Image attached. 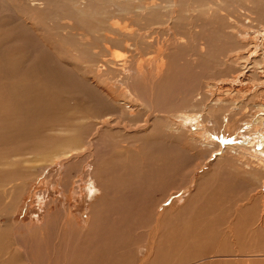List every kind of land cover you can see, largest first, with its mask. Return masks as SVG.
<instances>
[{"label":"rangeland","instance_id":"obj_1","mask_svg":"<svg viewBox=\"0 0 264 264\" xmlns=\"http://www.w3.org/2000/svg\"><path fill=\"white\" fill-rule=\"evenodd\" d=\"M9 1L0 0V264L77 262L74 233L93 224L103 188L87 248L106 256L84 264L252 253L213 264H264V59L244 74L264 0ZM89 140L95 166L54 158Z\"/></svg>","mask_w":264,"mask_h":264},{"label":"bare ground","instance_id":"obj_2","mask_svg":"<svg viewBox=\"0 0 264 264\" xmlns=\"http://www.w3.org/2000/svg\"><path fill=\"white\" fill-rule=\"evenodd\" d=\"M16 1V0H15ZM23 1V0H22ZM112 1H114V0H112ZM112 1H110V2H112ZM6 2L7 3H10V1L9 0H6ZM4 3V2H3ZM6 4V3H5ZM34 4H35V2H34ZM3 5V4H2ZM10 5V7H11V4H8V6ZM1 7H4V6H1ZM6 7V6H5ZM13 7V6H12ZM15 8L17 7V6H14ZM13 7V8H14ZM25 7V6H24ZM22 8H23V6H22ZM6 8H4V12H6V10H8L9 8H7L6 10H5ZM25 9V8H24ZM10 10H11V8H10ZM13 10V9H12ZM12 10H11V12H12ZM3 10H0V14H1V12H2ZM15 11H17V10H14L13 12H15ZM29 11V10H28ZM18 12V11H17ZM7 13V12H6ZM3 14H5V13H3ZM11 14V13H10ZM15 14H16V12H15ZM19 14V13H18ZM22 15V14H21ZM3 16L4 15H2V19H3ZM9 16V15H8ZM10 17V16H9ZM21 17H24V15L23 16H21ZM26 17V16H25ZM24 17V18H25ZM30 17V16H29ZM7 18V17H6ZM11 18V17H10ZM23 20V19H22ZM25 21H27V22H29L28 21V19L27 20H25ZM4 22V21H3ZM30 23V22H29ZM32 23H33V21H32ZM32 23H30V24H32ZM38 23V22H37ZM118 25V24H117ZM115 26V25H114ZM44 32V31H43ZM257 33V35H260V37H257V43H256V41L254 42V44L252 43V44H250L251 46H249V50H247V52H248V57H246V65H245V67H244V74L246 73V72H251L252 71V67L251 68H249L250 67V65H254V67H255V65L260 61V59H264V51L262 50L263 48H262V46H263V42H264V29L262 30V31H260V32H256ZM51 37V36H50ZM127 38V37H126ZM173 38L174 37H172V42H173ZM179 38H180V36H179ZM245 38V37H244ZM247 38V37H246ZM254 39H256V37L254 38ZM168 40V39H167ZM167 40H164V42L166 41V43H167ZM252 40V39H251ZM171 41V40H170ZM174 41H176L178 44H181L182 45V42L180 41V39H178L177 37H175V40ZM246 41V40H245ZM185 42V41H184ZM166 43H162V44H164V46L166 45ZM169 43V42H168ZM173 44H175V45H177L175 42L173 43ZM173 44H171V45H173ZM183 44H185V43H183ZM160 45V44H159ZM246 45V44H245ZM50 46V45H49ZM163 46V45H162ZM167 46H169V44L167 45ZM180 46V45H179ZM247 46V45H246ZM160 49V48H159ZM167 49V48H166ZM248 49V48H247ZM54 50H55V52L57 53V54H59V55H65V53H64V51L62 50V49H59V50H57L56 48H55V46H54ZM159 51V50H158ZM166 51V50H165ZM236 51V50H235ZM230 52H232V51H230ZM262 52V53H261ZM166 53V52H165ZM168 53V52H167ZM234 53V52H233ZM163 54V53H162ZM158 55V54H157ZM160 55H161V53H160ZM246 55V56H247ZM120 56V55H119ZM119 56L117 55V57L119 58ZM160 57V58H159ZM158 58L160 59V65H158L156 68H155V70L152 72V73H150V94H154V93H152V88H156L157 87V85H158V82H156L159 78H160V76H162L163 75V77H164V70H165V57H164V54H163V56H159ZM112 58H115V57H112ZM245 57H241V56H239L237 59H244ZM121 59V58H120ZM123 59V58H122ZM63 60V59H62ZM115 60H118V59H114V61ZM104 61V60H103ZM125 62H126V60H124ZM71 64V63H70ZM65 65V64H64ZM68 65V64H67ZM107 65H109L108 63H107ZM122 66V65H121ZM140 66V65H139ZM142 66V65H141ZM249 66V67H248ZM72 67L75 69V66H74V64L72 63ZM143 67V66H142ZM253 67V68H254ZM258 67H259V64H258ZM261 67V66H260ZM122 68L124 69V67L122 66ZM257 68V67H256ZM264 68V67H263ZM262 68V69H263ZM142 69V68H141ZM250 69V70H249ZM255 69V68H254ZM144 70V69H143ZM78 71H80L81 72V69H78ZM262 72V70H259V72ZM137 72V71H136ZM144 71H142V73H143ZM255 71H253L252 73H254ZM258 72V73H259ZM142 73H141V75H142ZM257 73V74H258ZM263 74V76H262V81H261V85L262 86H264V70H263V72H262ZM88 74V73H87ZM137 74H138V72H137ZM140 74V73H139ZM143 74H145V73H143ZM250 74V73H249ZM241 76H243V74H241ZM100 78H101V76H100ZM94 79H96V78H94ZM161 79V78H160ZM238 78H236V80H237ZM163 80V79H162ZM98 81H99V79H98ZM100 81H103V79L102 80H100ZM122 83V82H121ZM161 83V82H160ZM253 86V85H252ZM137 91V90H136ZM135 91V92H136ZM155 92V91H154ZM103 93V92H102ZM156 93V92H155ZM138 95H140L139 94V92L137 93ZM131 96H133V95H131ZM138 97V96H137ZM114 98V97H113ZM116 100V99H115ZM122 100V99H121ZM127 101V100H126ZM118 102V101H117ZM120 102V101H119ZM124 102V101H123ZM121 106V105H120ZM135 107L133 106H130V105H127V104H125V109H127V110H129V112L128 113H130L132 110H134V113H135V109H134ZM261 108H263V107H261ZM184 110V109H183ZM189 111V110H188ZM181 112V111H180ZM187 112V111H186ZM185 112V113H186ZM175 115V114H174ZM174 115H173V117H174ZM120 116V115H119ZM133 115H131V117H132ZM177 116H180L179 114L177 115ZM186 116L187 115H183L182 114V116H180L181 117V119L183 120V121H185L186 119L188 120V118H186ZM196 116V115H195ZM195 118V117H194ZM262 118V117H261ZM179 119V118H178ZM101 121V120H100ZM192 121V120H191ZM114 121L110 118V120L109 119H105V120H103V122L101 123V126L99 127V128H111L113 125L112 124H114L113 123ZM148 122V121H147ZM251 122V121H250ZM192 123V122H191ZM257 123V122H256ZM262 124H264V123H262ZM152 125V124H151ZM175 125V124H174ZM255 127V126H254ZM263 127H264V125H263ZM143 130L142 131H146V130H148V125L146 124V125H144L143 126ZM257 128H259V127H257ZM257 128H255V131H256V129ZM140 129V128H139ZM138 129V130H139ZM261 129V128H260ZM137 130V131H138ZM141 130V129H140ZM150 130V129H149ZM103 131V130H102ZM139 132V131H138ZM141 132V131H140ZM197 132V131H196ZM200 132V131H199ZM249 132V131H248ZM257 132V131H256ZM263 132H264V130H263ZM144 133V132H143ZM260 133V132H259ZM122 134V133H121ZM205 134V133H204ZM193 135V134H192ZM92 136V135H91ZM194 136H195V134H194ZM250 136V135H249ZM256 136V135H255ZM197 138L199 137V134H198V136H196ZM200 137H202V136H200ZM84 138V137H83ZM256 138V137H255ZM73 139V138H72ZM75 139V138H74ZM193 139H195L194 137H193ZM71 140V139H70ZM85 140V139H84ZM87 140V139H86ZM86 140H85V142H86ZM95 140V139H94ZM72 141V140H71ZM79 141V140H78ZM251 142V141H250ZM264 142V141H263ZM74 144L75 143H68V145H64L63 144V146L61 147L62 148V150L61 151H58L57 152V155H55L56 157H54V158H57V160H60V161H62V163H64L65 165L66 164H68V163H70L71 162V160L72 159H74V158H77V157H86V158H89L90 160H92L93 161V164H94V166H95V163L97 162V160L95 159V153L94 152H92L93 151V140H89V142H88V144H89V148H88V146L87 147H85V149H79L78 147H75L74 146ZM250 145V144H249ZM95 146V145H94ZM60 148V149H61ZM226 148H228V147H226ZM250 149V148H249ZM263 149H264V147H263ZM263 149L261 148L260 149V151L262 150L263 151ZM78 150H81V152L80 153H74L73 154V152H77ZM259 150V149H258ZM79 152V151H78ZM92 152V153H91ZM88 153H91V154H88ZM238 153V152H237ZM259 153V152H258ZM87 155H88V157H87ZM241 155V154H240ZM240 155H239V157H240ZM237 156H235V158H236ZM238 157V158H239ZM148 158H150V157H148ZM151 159V158H150ZM259 159V158H258ZM53 160V159H52ZM240 160V159H239ZM245 160V159H244ZM146 161H149V160H146ZM55 162V161H54ZM151 162V161H150ZM92 163V162H91ZM145 163V162H144ZM248 163V162H247ZM147 163H145V165H146ZM150 164V163H149ZM148 164V165H149ZM154 164V163H153ZM250 164H251V161H250ZM147 165V166H148ZM152 165V164H151ZM255 165V164H254ZM244 166V165H243ZM253 166V165H252ZM255 167V166H254ZM250 168H251V166H250ZM160 171H161V169H160ZM96 177H97V175H96ZM101 177V176H100ZM126 178V177H125ZM124 178V179H125ZM92 179L93 180H96V178H95V175H92ZM91 179V180H92ZM97 180H102V179H97ZM97 180H96V182H97ZM105 180V179H104ZM72 181V180H71ZM111 181V180H110ZM102 182V181H101ZM114 182V181H113ZM94 183V182H93ZM95 184V183H94ZM101 186V185H100ZM111 187V186H110ZM98 188H100L99 187V185H98ZM101 188H102V186H101ZM96 189V188H95ZM100 190V189H99ZM102 190V189H101ZM108 190H109V188H108ZM94 191V190H93ZM102 191H104V194L103 195H101L100 197H99V199L97 200V202H96V204L94 205L95 207H93V209H92V216H93V224L88 228V229H82V230H76V233H74L75 234V236L76 237H80L82 240H80V244L78 245V246H81L79 249L81 250L80 251V254H78L77 256H78V259L79 260H77L76 259V261L77 262H73L74 264L76 263H78V264H84V262H86V260H87V258H90L89 260H90V262L93 260H95V261H98L99 260V258H101L102 256H106V255H101V257L99 256V255H95V257L89 252V249L87 248V243H95L94 241L96 240V235L99 233V230H101L100 228H97L96 229V222L94 223V221L96 220V212H98L97 210H100L101 208H103L104 206L103 205H106L105 203L107 202V200H108V192H107V190L106 189H104L103 188V190ZM94 193V192H93ZM96 193V192H95ZM95 195V194H94ZM74 198V197H73ZM82 200V199H81ZM78 201V200H77ZM76 206V205H75ZM102 206V207H101ZM258 206V205H257ZM76 210H77V207H76ZM104 210V209H103ZM74 211H75V208H74ZM98 215V214H97ZM99 217V216H98ZM162 213L161 214H156V220H154L156 223V228H154V229H156V231L154 232V235H153V237L151 238V239H153V241L152 242H149V246H148V248L150 249V251H149V254L151 255V256H153V255H155L154 253V251H153V247H154V241H155V237H156V233H158L159 231H161V229H162V227H161V223H162ZM153 219H155V218H153ZM61 220H62V217H61ZM67 220V219H66ZM234 220V219H233ZM69 222V221H68ZM75 224V223H74ZM99 224V223H98ZM61 225V224H60ZM73 225V224H72ZM262 225V224H261ZM101 226V225H100ZM74 227V226H73ZM76 227V226H75ZM65 229V228H64ZM99 229V230H98ZM233 230V229H232ZM71 231H72V228H71ZM63 232V231H62ZM68 232V231H67ZM64 233V232H63ZM62 233V234H63ZM73 234V235H74ZM153 234V233H152ZM158 235V234H157ZM67 237V236H66ZM66 237H65V239H66ZM161 238V237H160ZM61 239H63V238H61ZM97 239H100L99 237L97 238ZM101 240V239H100ZM55 241V240H54ZM69 241V240H68ZM99 242V241H98ZM97 242V243H98ZM103 242V241H102ZM60 243H62V241L60 242ZM65 243V242H64ZM101 243V242H100ZM105 243V242H104ZM63 245V244H62ZM97 244H95V246H96ZM67 246V245H66ZM68 246H69V242H68ZM93 246V245H92ZM107 246V245H106ZM172 246V245H171ZM63 247H65V246H63ZM158 247V246H157ZM161 247V246H160ZM160 247H158V248H160ZM68 248V247H67ZM66 248V249H67ZM96 248V247H95ZM94 248V249H95ZM107 248V247H106ZM156 248V247H155ZM170 248V247H169ZM55 249V248H54ZM75 249V248H74ZM101 250H103L102 248H101ZM157 250V249H156ZM64 251H66V250H64ZM74 251V250H73ZM77 251V250H76ZM98 251V250H97ZM104 251H105V253H106V251L107 250H105V248H104ZM56 252V251H55ZM160 252V251H159ZM102 254H103V252H101ZM104 253V254H105ZM63 254V253H62ZM75 254V253H74ZM97 254V253H96ZM107 254V253H106ZM253 254V253H252ZM251 254V255H252ZM256 254V253H255ZM112 255V254H111ZM127 255V254H126ZM212 255V254H211ZM217 256H209V257H207V258H202V259H198V260H196L195 262H192L191 264H213L214 262H218L217 260H219V259H227V258H232L233 257V259H234V257L236 258V260L237 259H240V258H244V259H251V258H254V257H252L250 254H247V256H240V255H235V256H226V255H218V254H216ZM248 255H250V256H248ZM96 256H99L98 257V259H97V257ZM255 256H257V255H255ZM72 258H73V256H71ZM70 257V258H71ZM112 257V256H111ZM121 257V256H120ZM71 258V259H72ZM103 258V257H102ZM101 258V259H102ZM106 258H108V257H106ZM110 258V257H109ZM113 258V257H112ZM200 258V257H199ZM258 258V257H257ZM261 258V257H260ZM105 259V258H104ZM54 260V259H53ZM103 260V259H102ZM102 260H100L101 261V263L102 262H106V260L105 261H102ZM109 260V259H108ZM221 260V261H222ZM235 260V259H234ZM243 260V259H242ZM52 261V260H51ZM55 261V260H54ZM73 261H75V259L73 260ZM110 261V260H109ZM194 261V260H193ZM244 261V260H243ZM248 261V260H247ZM246 261V262H247ZM66 262V261H65ZM245 262V261H244ZM245 262V263H246ZM53 263V262H52ZM64 263V262H63ZM67 263H69V262H67ZM96 264H97V262H96Z\"/></svg>","mask_w":264,"mask_h":264}]
</instances>
